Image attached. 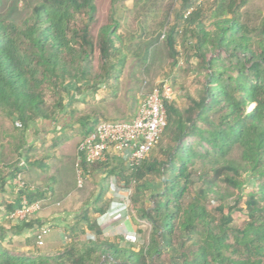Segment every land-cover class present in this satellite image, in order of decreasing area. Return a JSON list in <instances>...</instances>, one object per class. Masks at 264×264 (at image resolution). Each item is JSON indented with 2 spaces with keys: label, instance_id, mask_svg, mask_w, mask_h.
<instances>
[{
  "label": "trees",
  "instance_id": "trees-1",
  "mask_svg": "<svg viewBox=\"0 0 264 264\" xmlns=\"http://www.w3.org/2000/svg\"><path fill=\"white\" fill-rule=\"evenodd\" d=\"M115 1L102 22L96 0H14L5 9L0 0V116L27 131L39 120L54 123L71 91L96 94L105 85L115 95L130 52L119 32ZM249 1L171 0L156 28L147 32L140 25L145 36L158 30L170 66L196 60L202 83L197 96L184 93L186 107H177L174 100L163 103V134L135 169L129 172L116 158L88 164L79 150L101 122L130 123L135 113L128 120L95 115L78 120L83 136L76 164L85 175L101 171L114 176L118 190L135 191L137 217L150 227L147 244L135 250L129 242L121 246L103 235L90 216L106 214L110 201L98 204L102 192L70 226H83L92 236L73 235L53 253L41 250L46 237L42 246L36 245L37 231L44 228L39 218L13 222L8 215L19 205L0 202L5 216L0 264H264V21L254 29L241 20ZM144 2L135 0L136 5ZM150 48L145 44L135 54L141 64L151 59ZM25 161L47 167L43 158L25 156ZM23 171L0 172V190L11 187ZM26 185L16 193L17 204L21 197L28 204L46 198L44 190ZM229 190L238 193L233 206L245 197L241 228L232 225ZM215 203L209 210L207 205Z\"/></svg>",
  "mask_w": 264,
  "mask_h": 264
},
{
  "label": "rangeland",
  "instance_id": "rangeland-1",
  "mask_svg": "<svg viewBox=\"0 0 264 264\" xmlns=\"http://www.w3.org/2000/svg\"><path fill=\"white\" fill-rule=\"evenodd\" d=\"M96 1L100 5L102 22H105L109 17L111 0ZM12 2L14 0H2V9L9 7ZM169 2L171 0H145L144 3L138 5L135 4V0H116L114 2L113 7L116 9L117 17L120 18L119 32L130 50L119 80V89L115 95L105 85H100L96 94H92L89 89H85L80 94L71 91L69 96H64V113L56 117L51 132L46 134L40 142L36 140L38 131L17 130L8 119L0 116L1 175L12 173L14 168L18 167L19 161L23 160L25 167L21 175L29 184L41 188L39 186L44 183L50 188L70 193L68 199L61 200L62 203H54V211H59L64 207L75 210L90 200L96 191V186L89 180L85 181L81 189L75 187L77 147L83 136L78 123L80 117L95 115L100 120H128L133 117L140 100L161 81L168 82L171 86L174 92V103L179 108L187 106L184 98L185 92L194 96L200 93L202 78L197 75L194 69L196 60L191 59L188 62L181 60L172 67L168 63L164 40L162 37H158V30L152 37L140 34V25L147 32L156 28L160 15ZM240 16L241 20L250 28L258 29L264 21V0H250L241 9ZM129 36H133V39L131 40ZM145 44L151 47V59L148 63L141 64V57H136L135 54H141ZM52 102L53 98L48 97V103ZM42 122L39 120L38 124ZM25 156L38 160L43 158L47 164L46 169L27 165ZM235 158L237 159V156ZM115 165L116 162H111V166ZM105 179L104 184L106 188L108 186V190L109 186L113 185L118 191L115 187L114 176H105ZM250 189L251 187L248 185L244 192L246 193ZM106 191L105 189L99 205L110 201ZM113 193L111 196H114ZM120 193L122 195L116 197L122 201L124 192L120 190ZM229 193L233 195L226 200V204L232 209L235 208L231 215L232 225L241 228L246 220L244 213L240 211V209H245V197L233 206V200L238 193L234 190H229ZM135 197L136 193L132 189V195L129 198L128 219L126 220H123V217L120 218V206L117 207V212L110 217L102 218L101 216L100 219L98 216L99 219H96L97 217H94L97 215L91 212L90 216L96 219L105 237L118 239L121 246H127L126 242H129L131 247L138 250L147 244L150 227L146 221L137 217L139 216L136 213L137 204L133 203ZM207 206L209 210L214 211L217 204ZM73 235L78 239H87L92 236V233L86 232L83 226L72 227L65 232L53 230L46 237L41 250L50 253L61 250Z\"/></svg>",
  "mask_w": 264,
  "mask_h": 264
},
{
  "label": "built area",
  "instance_id": "built-area-1",
  "mask_svg": "<svg viewBox=\"0 0 264 264\" xmlns=\"http://www.w3.org/2000/svg\"><path fill=\"white\" fill-rule=\"evenodd\" d=\"M174 100V92L168 82H162L154 87L149 94L140 100L134 118L130 123L101 122L93 133L87 136L79 145V150L84 153L88 164H102L109 158H116L123 163L130 172L135 169L152 151L158 143L166 126L164 102ZM18 167H25L20 160ZM76 188L81 189L85 181V174L76 164ZM14 191L21 193L27 188L22 175L12 181ZM123 185V184H122ZM32 189V188H30ZM124 196L120 204L122 217L128 219L129 198L132 188L123 190ZM19 206L8 215L13 222L24 221L28 216L40 211V203L28 204L21 197ZM48 234L47 228H41L36 234V245L42 246Z\"/></svg>",
  "mask_w": 264,
  "mask_h": 264
},
{
  "label": "crops",
  "instance_id": "crops-1",
  "mask_svg": "<svg viewBox=\"0 0 264 264\" xmlns=\"http://www.w3.org/2000/svg\"><path fill=\"white\" fill-rule=\"evenodd\" d=\"M53 125H54L53 123L42 122L41 124H38V122H37L36 124L32 125L29 128V130L31 132L38 131V134H36L37 135L36 140H37V142H40L45 138L46 134L51 132ZM75 175H76V171H75ZM23 180H24V178H23ZM86 180H89L90 183H93L96 186V191L92 195L90 200H88L87 202H84L75 210L70 209L68 207H64V208L60 209L59 211H54V209H53L54 203H56V202H57V204L62 203L61 200L68 199L70 197V193L67 194L66 191H64V190L61 191L60 189L50 188L49 185L44 184V183H42L41 186H39V187H41L40 188L41 190H44L47 193V195H46V198L40 203V211L37 212L35 214V216L43 222L44 228L48 229L47 236L53 230H56V231L61 230L63 232L69 230L70 226L74 223V221L78 218L81 211L83 210V206L85 204H89L91 202H94L97 195L100 192H102L104 194L105 189L107 190L106 195H108L110 198V205L107 209L106 214L103 215L102 218H104L106 216L110 217L111 215L115 214L117 212V210H116L117 207L120 206L119 215H120V218L122 219V206L120 204V201L118 200V197H116V196L122 195V193H120V190H118V191L115 190L113 185H110L109 190H108V186L106 188V185L104 184L105 180H106L105 174L101 171L96 172L92 175H85V181ZM75 181H76V177H75ZM85 181H84V184H85ZM24 182L26 184H28L32 189L34 188V186L29 184L27 181L24 180ZM75 187H76V183H75ZM111 193H113L114 196H111ZM0 202H5L7 204L18 206L17 196H16V192L14 191L12 182H11V187L9 185H7L3 188L2 191L0 190ZM4 218H5V216L3 214H0V221L4 220ZM94 218L99 219L98 216H95ZM100 219H101V216H100ZM123 220H124V218H123Z\"/></svg>",
  "mask_w": 264,
  "mask_h": 264
}]
</instances>
